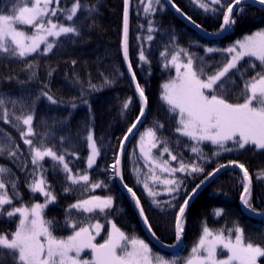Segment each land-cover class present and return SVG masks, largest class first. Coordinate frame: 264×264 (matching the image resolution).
<instances>
[{
	"label": "trees",
	"instance_id": "obj_1",
	"mask_svg": "<svg viewBox=\"0 0 264 264\" xmlns=\"http://www.w3.org/2000/svg\"><path fill=\"white\" fill-rule=\"evenodd\" d=\"M75 0H60L59 7L70 9ZM176 8L185 15L192 23L209 32L216 33L221 29L223 23L222 15L206 12L199 8L191 0H171ZM15 0H0V12L8 14ZM83 5L94 6L90 14L80 10L74 21H67L64 14L58 13L54 20L65 25L75 24L80 30V35L61 36L50 42H55L54 48L48 53L43 49L28 56L27 62L34 63L37 67L35 72L36 80H29V72L25 70L26 62L23 59H0V95L6 100H16L15 107L8 103L7 109L10 115L27 114L32 107L33 101L40 96L41 90L49 91L59 102L51 104L45 97L41 96L35 103L33 128L35 135L29 137L39 147L41 142L44 146L51 147L58 152L65 148L69 152L76 150L75 155L66 156V161L73 173L86 170L90 183L100 182L104 186L87 190L80 185H72L71 181H65L64 173L52 170V162L44 159L42 163L48 171L46 172L47 183L51 186L56 200L50 203L43 210V218L53 221V234L57 238H66L71 234L72 229L66 225L65 220L71 214L73 222L89 216L79 211L70 209L69 206L81 199L91 196L113 197L112 214L107 216L127 235H134L145 240L150 248L165 257L172 254L162 251L155 244L151 243L142 227V224L135 212L129 196L120 189L116 176L113 174L112 165L118 156L121 142L128 134V128L137 120L141 112V102L127 74L123 60V18L124 0H81ZM147 0H145V4ZM156 11L146 15L143 11L144 4L140 0H129L128 15V59L135 73L136 82L143 88L147 99L146 112L137 130L127 142L124 150L121 166L123 184L126 183L133 188L137 197L140 198L141 206L145 215L152 225L159 241L165 245L173 246L176 242L174 226L169 223L174 220V209H167L161 212L155 208L148 195L142 192L136 183L134 173L129 159L128 151L133 149L136 136L143 129L154 127L157 122L164 125L157 129V136L171 142L168 147L172 155H177L178 160L184 159L185 163L197 158V154L190 149L196 142L175 132L177 127V113H170L168 106L162 101V84L172 77V69L165 67L164 57L161 52L168 49L170 52L179 48L186 49L195 59L196 66H204L210 75L217 70L225 58L226 52L208 53V47L226 49L235 41L241 40L246 35L264 29V9L259 5L249 6L245 4L246 11L236 16V23L228 30V34L220 40H213L204 37L192 29L188 24L182 22L177 15L160 0V4L154 5ZM156 29L151 35L153 39L147 40L148 21ZM175 37V41H173ZM143 50L147 62L139 59ZM170 59V56H169ZM73 61L76 63L73 64ZM255 63V69L249 68L248 63ZM241 72H234L233 79L235 86L230 88L227 99L231 103L243 102L241 95L244 83L250 76L260 71L259 61L255 58H244L238 63ZM246 69V70H245ZM51 72V76L48 73ZM79 77L85 82L102 85L104 78L112 81L111 86H104L102 90L92 92L91 90L81 91L79 86H69V81ZM48 88L45 89L44 85ZM131 98L127 110L123 109V103ZM87 101V103H85ZM75 103L73 109L71 104ZM12 122L0 121V147H6L16 151V157H9L7 152L0 155V166L11 169V174L5 176L6 189L9 197H13L12 185L9 181L17 182L19 198H13L11 206L6 205L5 210H11L12 206L30 207L34 203H43L44 198L39 194H32L28 184L32 181L31 164L32 154L30 147L26 145L20 136V131H26L27 126L20 125L19 130ZM93 130L94 140L99 150L95 165L87 169L88 145L86 137L88 131ZM179 139V146L176 140ZM18 146V148H17ZM163 144L153 150L154 155H159ZM199 147L208 157V161L200 160L204 171L202 173L178 172L176 177L182 179L184 184L179 193L167 194L163 191L162 185H156L160 195L156 198L160 201H172L183 203L186 195L192 193V189L205 180V176L220 165L227 168L220 172L191 202L187 208L184 218V233L181 238V247L175 258L189 256L190 250L201 235V229L207 224L212 229H232L238 225L243 229L246 239L254 244L264 247V219L252 218L244 214L240 204L239 177L241 174L233 168L230 161L243 164L252 177V206L256 213L264 214V179L257 180L256 174L264 171V149H257L254 146L246 145L243 149H236L231 152H223L219 156H213L215 146L207 142H201ZM228 147H234L229 142ZM79 157V158H77ZM137 168L140 175L145 171L142 162L138 157ZM163 159L169 160L171 166H178V161H172L168 153L163 154ZM39 174V173H38ZM167 173H159L165 175ZM71 186L73 191L65 192V187ZM176 195L177 200H172ZM223 209L221 216H216L214 210ZM107 221L103 214L99 222L104 225L103 235L107 232ZM92 222H96L93 220ZM18 224V217L9 219L6 215L0 216V233L14 232ZM227 235V231H225ZM0 264H13V257L7 252H0ZM258 264H264V257H260Z\"/></svg>",
	"mask_w": 264,
	"mask_h": 264
},
{
	"label": "snow or ice",
	"instance_id": "obj_2",
	"mask_svg": "<svg viewBox=\"0 0 264 264\" xmlns=\"http://www.w3.org/2000/svg\"><path fill=\"white\" fill-rule=\"evenodd\" d=\"M144 4L143 11L146 15H151L156 11L154 5L160 4V0H140ZM201 9L206 12L222 15L223 23L221 30L225 31L236 23V16L242 15L249 6L259 5L264 9V0H193ZM56 5L53 7V5ZM60 0H15L8 14L0 12V59H23L26 62L25 70L30 74L29 80H36L37 75L34 63L27 62V57L40 50L44 45V53L52 51L55 42H50L48 37H61L72 35H80V30L75 24L65 25L52 19L58 13L64 14L67 21H74L78 11L85 10L89 14L94 11L93 7H88L81 3V0H75L70 9L60 8ZM124 19H123V56L128 60V5L129 0H124ZM175 7V5H173ZM178 12L179 8L176 9ZM188 19H191L190 17ZM195 24V22L193 21ZM149 27L147 40L151 41L153 36L151 33L156 31L152 26V21H148ZM200 27L199 25H195ZM219 33H217L218 35ZM175 41V37L172 38ZM208 53L227 52L230 59L225 58L224 61L217 66V70L212 74H208L204 66L194 65V57L187 52L186 49L179 48L175 51L161 52L164 57L165 67L171 65L175 67L176 76L163 84V92L161 99L167 104L170 113H177V127L175 132L181 136L187 137L196 143L192 145L191 151L197 154L198 160L208 161V157L199 147L201 142L209 141L215 150L213 156H219L223 152H231L236 149H243L246 145H254L258 149H264V30H258L250 35H246L242 40L226 49H218L208 47ZM170 56V59H169ZM182 57H187L186 62ZM245 57L255 58L259 61L260 71L250 76L244 83L241 95L244 97L243 102L231 103L227 99L230 94V88L235 86L233 79L234 72H241L238 67L239 61ZM141 61L147 62V58L141 50L139 54ZM76 62L73 61V64ZM248 67L255 69V63H248ZM184 69L181 71V69ZM128 70L131 78L135 81V73L132 71L131 63H128ZM246 70V69H245ZM51 76V72L48 73ZM112 81L107 77L104 78L102 85L93 84L87 81V89L85 82L79 77L69 81V86H79L81 91L91 90L92 92L100 91L104 86H111ZM47 89L48 85L45 84ZM136 91L142 102L140 116L137 117L129 128L128 133H132L140 122V117L144 115V107L147 99L143 88L136 83ZM45 97L51 104L59 102L49 93V91L41 90L40 96L33 101L32 107L27 114L22 112L21 115H10L7 104L11 103L13 107L17 104L16 100H6L0 95V121L12 122L13 126L18 130L20 125L27 126L26 131L21 130L20 136L24 143L30 147L33 165L31 176L32 181L28 184L29 191L32 194L39 193L45 198L44 203H34L31 208L12 206L11 210H5V206L13 204V198H19L20 194L17 189L15 180L9 181L12 185L13 197H9L6 191L5 176L11 174V169L0 166V216L6 215L9 219L19 214L16 230L14 232L0 233V252L7 251L13 257V264H258V258L264 257V247L254 244L250 239H246L243 229L235 225L232 229H212L204 224L201 229V235L192 247L188 257L166 259L164 256L153 253L149 244L145 240L134 235H127L115 223L107 221V216L112 214L113 197L91 196L87 199L78 200L77 203L69 206L70 209L82 210V212L90 215L73 222L71 214L66 217L65 223L72 229L70 235L66 238H57L52 231L53 221L43 218V210L56 200V196L51 190V186L47 183L44 165L40 163L45 157L50 158L52 162V170L64 173L65 181H71L72 185H80L83 182L82 189L87 190L90 186L92 189L103 187L100 182L90 183L89 175L86 170L73 173L66 161V156L76 154V150L71 152L65 148L62 152H58L51 147L44 146V142L37 147L32 139L35 135L33 128V119L35 111V103L40 97ZM87 103V101H85ZM131 98L123 103V109L127 110ZM74 109L75 103L71 104ZM163 124H157L148 128L141 133L139 140V150L141 157L145 160L148 171L140 176V169L133 168L136 174V183L142 184L145 192L150 198L151 204L159 209L162 213L167 209H174V220L169 222L174 226V236L176 241H181L184 233V218L191 195H186L183 203H173L172 201H160L156 198L161 194L157 190L156 185H162L163 191L167 194L179 193L184 181L175 176L178 172L202 173L204 169L197 163H185L184 159L178 160L177 155H172L168 147L170 140L161 139L157 136V129H162ZM128 135L124 136L127 140ZM147 138V143L145 142ZM90 154L87 157L88 168H92L99 155L96 142L91 130L88 131L86 137ZM229 142L234 147H228ZM179 139L176 140L179 146ZM163 144L160 154L154 155L152 149ZM18 148V146H17ZM121 151H123V141L121 142ZM7 152L9 157H16V151H12L6 147H0V155ZM168 153L172 161H178V166L173 167L169 160L163 159V154ZM79 158V157H77ZM239 168L242 176L239 177L242 192L240 201L245 209L254 214L256 209L252 206V177L248 169L236 161L229 162ZM120 159L116 158L112 165L114 176H118L123 181V176L119 171ZM226 165H220L205 176V180L214 176L220 168ZM167 173V176L161 177L157 173ZM39 173V175H38ZM257 180L264 179V171L256 174ZM151 182V183H150ZM204 183V180L197 184L192 192ZM123 187L130 194L135 206L139 209V214L143 218L144 224L148 231L156 237L152 225L149 223L148 217L145 215L144 208L141 206L140 198L137 197L133 188L126 183ZM71 186L65 187L63 191H73ZM172 200H177V196L173 195ZM98 210V211H97ZM223 209L214 210L216 216H221ZM103 214L104 219L110 224V230L106 232L103 243H97L96 237L101 234L104 225L99 220ZM96 222L93 223L92 221ZM227 231V235L225 234ZM234 234V238H233ZM43 238V239H42ZM159 239L158 237H156ZM85 250H90V259L82 258L81 254ZM218 250L220 253L227 252L224 259L218 258Z\"/></svg>",
	"mask_w": 264,
	"mask_h": 264
},
{
	"label": "water",
	"instance_id": "obj_3",
	"mask_svg": "<svg viewBox=\"0 0 264 264\" xmlns=\"http://www.w3.org/2000/svg\"><path fill=\"white\" fill-rule=\"evenodd\" d=\"M164 2L166 3V5L179 17V19L182 21V22H184V23H186V24H188L192 29H194L195 31H197V32H199L200 34H202L203 36H205V37H207V38H209V39H221V38H223L224 36H225V34L227 33V30H225V31H221V32H219V34L217 35V33L216 34H213V33H207V32H205V31H203L201 28H198V27H196L195 26V24L194 23H192L190 20H188L180 11L178 12L176 9V7H174L173 6V4L171 3V1L170 0H164ZM124 8H125V4H124ZM128 12H129V5H128ZM124 19V18H123ZM123 38H124V36H123ZM122 50H123V43H122ZM123 60H124V64H125V68H126V71H127V74H128V76H129V79H130V81H131V83H132V85H133V88H134V90H135V93L137 94V96L139 97V94H138V92L136 91V80L135 81H133L132 80V78H131V73L129 72V70H128V63H129V59L126 61L125 59H124V56H123ZM139 99H140V97H139ZM140 102H141V99H140ZM141 107H142V102H141ZM144 107V114H145V112H146V106H143ZM143 117H144V115L142 116V117H140V122H141V120L143 119ZM140 122L139 123H137V127L135 128V129H133V132L132 133H128L127 135H128V139L127 140H123V151H121V146H120V149H119V152H118V156L117 157H119V159H120V165H119V171H120V174H121V163H122V157H123V154H124V150H125V147H126V145H127V142L129 141V139L132 137V135L135 133V131L137 130V128H138V126H139V124H140ZM233 168H235L240 174H241V176H242V172L240 171V169L239 168H237V167H235V166H233ZM225 169H227V168H220V171L219 172H216L215 173V175L214 176H212V177H210L209 179H207V180H204V183L203 184H201V186L196 190V192L195 193H191L190 195L192 196V198L190 199V201H189V205H188V207L190 206V204H191V202H192V200L220 173V172H222L223 170H225ZM116 181H117V184H118V186L120 187V189L122 190V191H124V192H126L127 193V195L129 196V198L132 200V198H131V196H130V194L127 192V190L123 187V181L121 182V180H120V178L118 177V176H116ZM132 202H133V205H134V208H135V211H136V213H137V215H138V217H139V219H140V222H141V224H142V227H143V230H144V232H145V234L147 235V238H148V240L150 241V242H152L153 244H155L158 248H160V249H162V250H165V251H167V252H169V253H171V254H176L177 253V251H178V249L180 248V246H181V241H176L175 242V244L173 245V246H169V245H165V244H163L162 242H160L156 237H153V235L148 231V228H147V226L144 224V222H143V218L140 216V214H139V209L135 206V203H134V201L132 200ZM239 204H240V206H241V208H242V210H243V212H244V214H246L247 216H250V217H252V218H256V217H258V218H260V219H262L261 218V215H258V214H254L253 212H251V211H249V210H247V209H245V207L242 205V203H241V201L239 200ZM187 207V208H188ZM187 210V209H186Z\"/></svg>",
	"mask_w": 264,
	"mask_h": 264
},
{
	"label": "rangeland",
	"instance_id": "obj_4",
	"mask_svg": "<svg viewBox=\"0 0 264 264\" xmlns=\"http://www.w3.org/2000/svg\"><path fill=\"white\" fill-rule=\"evenodd\" d=\"M192 1V3H194L193 2V0H191ZM196 6H198L196 3H194ZM56 5L54 4L53 5V7H55ZM200 8V7H199ZM53 19V18H52ZM262 30H264V29H262ZM256 32V31H255ZM254 33V32H253ZM252 34V33H251ZM250 35V34H249ZM55 39H57V37H48V40L50 41V40H55ZM243 39V38H242ZM241 39V40H242ZM236 43V41L232 44V45H234ZM232 45H230V46H232ZM230 46H228V47H230ZM227 47V48H228ZM40 49H44V45L42 44L41 45V48ZM227 53V52H226ZM34 54V53H33ZM32 55V54H31ZM227 55H228V58L230 59V54H228L227 53ZM245 58H247V57H245ZM182 59L184 60V62H186V60H187V57H182ZM242 61V60H241ZM240 62V61H239ZM194 65H195V63H194ZM167 68L169 69H172L173 70V76L170 78V79H172V78H174L175 76H176V70H175V67H173V66H171V65H169V66H167ZM184 69L182 68L181 69V71H183ZM169 79V80H170ZM169 80H167V81H165V82H163V84L164 83H166V82H168ZM163 84L161 85V86H163ZM162 88V92H163V87H161ZM162 95V94H161ZM163 101V100H162ZM164 102V101H163ZM165 103V102H164ZM166 104V103H165ZM167 105V104H166ZM148 128H146V129H143L141 132H140V134L139 135H137L136 136V139H135V141H134V146H133V149L131 150L130 149V151H128V155H129V159L130 160H132L131 161V165L133 164V166H131L132 167V169L134 168V166L135 167H137V165H134V164H137V162H138V160H135V158L134 157H138L139 158V160L142 162V164H143V166H144V169H145V171L144 172H142V174L140 175L141 176V179H143V174L145 173V172H147L148 171V168H147V166H146V162H145V160L141 157V154H140V150H139V147H138V144H139V140H140V135H141V133H143V132H145L146 130H147ZM91 132L93 133V130H91ZM179 134V133H178ZM94 137V136H93ZM146 143H147V138H146V141H145ZM205 142H208L209 143V141H205ZM87 145H88V142H87ZM251 146H254V145H251ZM255 147V146H254ZM256 148V147H255ZM258 149V148H257ZM153 150L154 149H152V153H153ZM89 154H90V149H89V147H88V156H89ZM98 157V156H97ZM97 157H96V159H97ZM45 159H49L50 160V158H48V157H45ZM193 159H194V157H193ZM197 160V159H196ZM96 162V161H95ZM196 162V161H195ZM194 163V162H193ZM204 164V163H203ZM95 165V163L93 164V166ZM92 166V167H93ZM87 169L88 170H90L91 168H88V165H87ZM157 173L159 174L160 172H159V170L157 169ZM39 175V174H38ZM164 176H167V174H165V175H162L161 177H164ZM135 179H136V177H135ZM151 183V182H150ZM137 186L140 188V190H142V192L143 193H145L146 195H147V193L145 192V190H144V188H143V185L142 184H137ZM37 194H39V193H37ZM40 196H42L41 194H39ZM44 198V197H43ZM44 202H45V198H44ZM43 202V203H44ZM77 203V202H76ZM75 204V203H74ZM49 205V204H48ZM32 206V205H31ZM31 206L30 207H28V208H31ZM24 207H27V206H24ZM73 210H75V211H79V212H82V210H78V209H73ZM98 211V210H97ZM82 213H85V214H89V213H86V212H82ZM17 217H18V221H19V219H20V216H19V214H17L16 215ZM109 221H111V220H109ZM112 222V221H111ZM93 223H95V222H93ZM113 223V222H112ZM108 230H110V224H108L107 223V231ZM106 237V234H104L103 235V229H102V231H101V234L99 235V236H97L96 237V241L95 242H97V243H103V240H104V238ZM233 238H234V234H233ZM43 239V238H42ZM160 249V248H159ZM162 250V249H161ZM152 251H153V253H155V254H157V255H161V256H163L162 254H160V253H158V252H156L155 250H153L152 249ZM162 251H164V250H162ZM190 252H191V250H190ZM176 255H178V254H175V255H172L171 257H165L166 259H173V258H175V256ZM81 256H82V258H84V259H90V250H85V252L84 253H82L81 254ZM226 256H227V252L225 251V252H223V253H220L219 252V250H218V258L219 259H224V258H226ZM188 257V256H187ZM258 260H259V258H258Z\"/></svg>",
	"mask_w": 264,
	"mask_h": 264
}]
</instances>
